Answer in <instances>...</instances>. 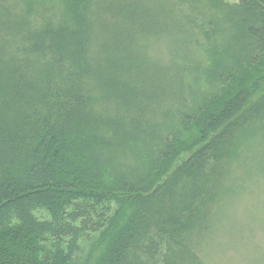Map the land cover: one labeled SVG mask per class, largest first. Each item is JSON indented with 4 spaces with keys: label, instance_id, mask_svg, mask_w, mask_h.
Returning <instances> with one entry per match:
<instances>
[{
    "label": "trees",
    "instance_id": "trees-1",
    "mask_svg": "<svg viewBox=\"0 0 264 264\" xmlns=\"http://www.w3.org/2000/svg\"><path fill=\"white\" fill-rule=\"evenodd\" d=\"M259 146L264 0H0V264H211Z\"/></svg>",
    "mask_w": 264,
    "mask_h": 264
},
{
    "label": "rangeland",
    "instance_id": "rangeland-1",
    "mask_svg": "<svg viewBox=\"0 0 264 264\" xmlns=\"http://www.w3.org/2000/svg\"><path fill=\"white\" fill-rule=\"evenodd\" d=\"M254 153L249 175L237 183L228 220L210 243L211 264H264V146Z\"/></svg>",
    "mask_w": 264,
    "mask_h": 264
}]
</instances>
